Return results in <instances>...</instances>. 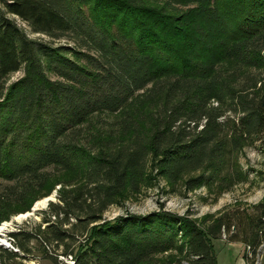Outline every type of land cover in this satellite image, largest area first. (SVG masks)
<instances>
[{
    "label": "trees",
    "instance_id": "obj_1",
    "mask_svg": "<svg viewBox=\"0 0 264 264\" xmlns=\"http://www.w3.org/2000/svg\"><path fill=\"white\" fill-rule=\"evenodd\" d=\"M169 1L193 6L176 15L150 0H0V179L10 183L0 225L60 184L41 212L48 227L10 234L19 250L41 238L45 251L64 243L70 264H217L213 240L225 232L258 262L264 196L201 219L163 203L103 218L159 187L205 189L217 203L249 180L246 147L264 157V0ZM16 18L69 43L31 38Z\"/></svg>",
    "mask_w": 264,
    "mask_h": 264
},
{
    "label": "rangeland",
    "instance_id": "obj_2",
    "mask_svg": "<svg viewBox=\"0 0 264 264\" xmlns=\"http://www.w3.org/2000/svg\"><path fill=\"white\" fill-rule=\"evenodd\" d=\"M150 2L155 6L168 5L171 9V13H175L176 15L184 13L193 6L177 5L173 4L169 0H150ZM16 21L31 38L41 39L55 44L69 43L67 39L53 40L47 35L34 33L32 29L21 19L16 18ZM70 44L72 45V43ZM23 73V70L12 73L8 78V84L20 78ZM102 119H94V121H91V125L96 124L97 121L105 122V120ZM108 119L110 120V118ZM240 161L243 168L249 173V180L247 182L237 184L232 190L224 193L219 198L217 203H205L202 198L207 195L205 189H197L191 192L167 195L164 191H162L161 187H159L148 190L141 197H139L138 200L128 201L123 205L110 206L104 213L103 218L109 220L128 213L146 214L159 209L160 203H163L165 209L167 210L174 211L179 214L188 213L197 219H201L206 214L214 216L219 215L220 213L229 210L231 207L249 208L251 205L260 202L264 196V180L257 173V171L263 169L264 167V157L257 147L250 146L246 147L244 152L240 155ZM9 184L10 183L8 181L0 179V190H3ZM59 188L60 184H57L56 189L50 195V197H53L54 200L52 202L59 201L57 197V190ZM45 198L38 200L34 205ZM209 199L211 198L209 197ZM49 205L45 208L37 210L34 213L32 211V207L30 211L26 212L30 214L27 219L17 221L16 218L18 216L25 214L20 213L12 216L10 220L5 221L11 224L9 231L7 232L8 242L6 244L9 246L6 247L5 245H0V252L4 254V258L0 257V264H70L73 262L71 256L67 257L62 254V251H64V248L66 247L64 243L60 244L58 247L55 243L51 244L48 246L47 251H45L42 239L34 238L27 243V250L23 251L19 250V248L15 245L14 239L10 236L12 232H35L37 231L39 225L42 230L45 227H48L49 223L43 221L44 215L41 212L48 210ZM52 218L54 219L55 217ZM71 222L75 223L76 219L71 218ZM71 227V223L64 224L63 226L64 229H70ZM226 236L227 234L223 232L221 238L218 240L214 239L213 241L217 254V264H248L244 258L246 248H242L236 244H229ZM84 237L85 236L77 235L76 238H79L77 239L78 241L73 243L70 239L66 240L65 243L71 244L70 248L75 249V247L79 245V242L83 241ZM4 250L17 252L18 256L11 258L4 252ZM185 262L190 263L188 261H183L181 263L173 264H185ZM256 264H264V248L262 249L261 255Z\"/></svg>",
    "mask_w": 264,
    "mask_h": 264
},
{
    "label": "bare ground",
    "instance_id": "obj_3",
    "mask_svg": "<svg viewBox=\"0 0 264 264\" xmlns=\"http://www.w3.org/2000/svg\"><path fill=\"white\" fill-rule=\"evenodd\" d=\"M46 201L47 199L45 198L44 200L38 202L35 207L37 208H42L46 205ZM30 216L29 213H25L23 215H20L16 218L17 221H21V220H24V219H27L28 217ZM11 227V224L8 223V222H5L4 224L0 225V243L1 244H4V245H8L6 244L8 242L7 240V232L9 231Z\"/></svg>",
    "mask_w": 264,
    "mask_h": 264
},
{
    "label": "water",
    "instance_id": "obj_4",
    "mask_svg": "<svg viewBox=\"0 0 264 264\" xmlns=\"http://www.w3.org/2000/svg\"><path fill=\"white\" fill-rule=\"evenodd\" d=\"M46 199H47V201H46V205H45L44 207H42V208L47 207V206L50 204V202L54 201V200H53V197H50V196L46 197ZM39 209H41V208H37V207H35V205H34V207L32 208V211H33V213H34V212H36V211L39 210ZM32 211H31V212H32ZM0 245H4V244H1V243H0ZM5 246L8 247L9 245H5Z\"/></svg>",
    "mask_w": 264,
    "mask_h": 264
},
{
    "label": "crops",
    "instance_id": "obj_5",
    "mask_svg": "<svg viewBox=\"0 0 264 264\" xmlns=\"http://www.w3.org/2000/svg\"><path fill=\"white\" fill-rule=\"evenodd\" d=\"M218 240V239H216ZM222 240V239H221ZM214 241V240H213ZM214 243V242H213ZM229 244H236L237 246H241L242 248H245V245L241 242H228ZM214 247H215V244H214Z\"/></svg>",
    "mask_w": 264,
    "mask_h": 264
},
{
    "label": "built area",
    "instance_id": "obj_6",
    "mask_svg": "<svg viewBox=\"0 0 264 264\" xmlns=\"http://www.w3.org/2000/svg\"><path fill=\"white\" fill-rule=\"evenodd\" d=\"M72 258V257H71ZM73 261V260H72ZM73 263V262H72ZM185 264H190V263H187V262H185Z\"/></svg>",
    "mask_w": 264,
    "mask_h": 264
}]
</instances>
